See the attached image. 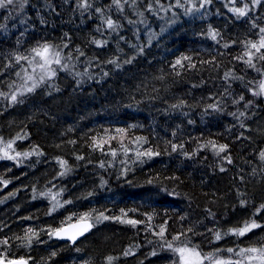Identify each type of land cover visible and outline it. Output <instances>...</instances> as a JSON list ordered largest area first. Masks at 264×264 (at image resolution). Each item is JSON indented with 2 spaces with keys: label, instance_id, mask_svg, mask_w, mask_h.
I'll list each match as a JSON object with an SVG mask.
<instances>
[{
  "label": "trees",
  "instance_id": "16d2710c",
  "mask_svg": "<svg viewBox=\"0 0 264 264\" xmlns=\"http://www.w3.org/2000/svg\"><path fill=\"white\" fill-rule=\"evenodd\" d=\"M261 28L264 0L0 7V135L23 154L0 160V260L181 264L171 243L238 264L264 248ZM44 44L60 63L27 91L16 57ZM83 219L74 245L54 239Z\"/></svg>",
  "mask_w": 264,
  "mask_h": 264
},
{
  "label": "snow or ice",
  "instance_id": "6c2138e0",
  "mask_svg": "<svg viewBox=\"0 0 264 264\" xmlns=\"http://www.w3.org/2000/svg\"><path fill=\"white\" fill-rule=\"evenodd\" d=\"M14 2V0H0V7H4L6 6V4H12ZM26 2V0H25ZM115 3H117V5L119 6V0H114ZM258 2V0H257ZM23 5H21L22 7ZM235 12H237L240 16H244L245 15V10L244 9H241V8H236L234 9ZM107 25L108 27H113V21L111 19H109L107 21ZM260 32L261 33H264V28H261L260 29ZM251 47L253 49H256V51H259L261 48H264V36L261 37V41H260V44H259V47L256 45V44H252ZM33 53H35V56H38L40 57V59L43 61V63H40L38 64V67L41 68L42 70H45L47 75L51 76V75H55V72L52 71L50 68H48V66L51 64V63H56V64H59L60 63V58H59V52H55V53H52L51 52V48L48 44H44L42 45L41 47L39 48H34L32 49ZM251 54L249 53V56ZM51 56V58H50ZM21 59H27V57H22V56H17L16 57V60L17 62H19ZM261 59H264V56L261 57ZM29 63H33L32 61H29ZM177 64L180 63V61L178 60L176 62ZM248 63H251V60L248 61ZM19 75V73H18ZM33 77L31 75L28 76V80H32ZM41 80L44 79V76L42 75L40 77ZM36 85L33 84V88L35 87ZM33 88H27L26 90L27 91H32ZM260 91L261 92H264V83H261L260 84ZM254 94H260V93H254ZM11 99L13 101L16 100V94L14 93L12 96H11ZM9 147H11V145L9 144ZM226 148V145H221L220 146V151H224ZM149 155H151V153H149ZM260 157L262 160H264V152H262L260 154ZM63 164V162H61ZM243 203V202H242ZM261 209H264V205H261ZM259 211V209H258ZM104 219H107L108 217H103ZM129 223H132V224H135L136 221H129ZM91 227V225H87L85 226V228L78 234L82 235L84 231H87L88 228ZM257 227H260V225L256 224L255 222L251 223V224H245V226L241 229H234L232 230L234 232V234L236 235H240V236H243L246 232H249L251 231L252 229L254 228H257ZM189 231H191V229H189ZM160 235L161 238H163L164 236V229L161 228V231L160 233L158 234ZM71 239L75 240V236H72L70 237ZM221 237L219 234L216 235V239L219 240ZM174 240L176 239H179V237H173ZM6 243V241H5ZM167 247L172 249L173 251L175 252H178L181 256V261H182V264H199V256H200V253L196 252L194 249H188V248H173L172 244L171 243H167ZM228 251H232V249H229ZM242 252L246 251V252H250V253H255L257 254L256 256H249L248 259L249 260H252V259H260L262 261H264V248H261V249H257V248H249V249H242L241 250ZM185 253H188L189 254V257H195L196 259L195 260H192V259H186L185 258ZM129 253L128 252H125V255H128ZM153 255H155L156 253H152ZM54 255V254H53ZM111 257L108 258L109 260V264L111 262ZM0 264H2V261H0ZM11 264V262H10ZM216 264H224L223 261H219L217 260L216 261Z\"/></svg>",
  "mask_w": 264,
  "mask_h": 264
},
{
  "label": "rangeland",
  "instance_id": "374dc122",
  "mask_svg": "<svg viewBox=\"0 0 264 264\" xmlns=\"http://www.w3.org/2000/svg\"><path fill=\"white\" fill-rule=\"evenodd\" d=\"M233 1V0H230ZM51 58V56H50ZM26 61L28 62V69L24 71V73L21 75V83L22 84L21 88H31L33 87V84H38V83H45L46 78H50L51 76L47 75L45 70H42L41 68L38 67V64L43 63V61L40 59V57L38 56H30L27 57ZM29 61H32L33 63H29ZM48 68H50L52 71L56 70V64L54 65V62L51 63ZM20 72V71H19ZM31 75L33 77L32 80H28V76ZM44 76V79L41 80L40 77ZM19 85V86H20ZM16 140H8L5 139L3 136L0 135V160H4V159H10V160H17V159H22L23 158V154L22 152L18 149L17 144L15 142ZM9 144L11 145V147H9ZM258 249V248H257ZM261 249V248H260ZM242 252V251H241ZM248 255H245V262H238V264H264V261L260 260V259H252L249 260L248 257L249 256H256L257 254L255 253H250L247 252ZM246 254V253H245ZM185 258L186 259H192L195 260V257H189L188 253H185ZM179 259L180 262L182 264L181 261V256L179 254ZM201 262V257L199 256V263ZM224 264H228L226 262H224Z\"/></svg>",
  "mask_w": 264,
  "mask_h": 264
},
{
  "label": "water",
  "instance_id": "95a60500",
  "mask_svg": "<svg viewBox=\"0 0 264 264\" xmlns=\"http://www.w3.org/2000/svg\"><path fill=\"white\" fill-rule=\"evenodd\" d=\"M91 225V227L88 228L87 231H84L82 235L78 234L80 233L85 226ZM92 223L90 220H79V221H74L72 223H69L59 229H57L53 236L54 239L58 242H64V243H69L70 245H74L76 242H78L80 239H82L87 233H89L92 229ZM75 236V240L71 239L70 237ZM2 261V264H28L27 261L23 259H18V260H12V261Z\"/></svg>",
  "mask_w": 264,
  "mask_h": 264
}]
</instances>
